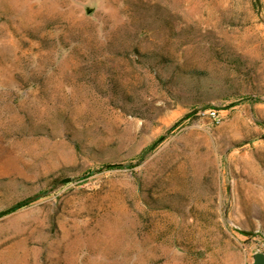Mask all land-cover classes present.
<instances>
[{
    "label": "rangeland",
    "instance_id": "rangeland-1",
    "mask_svg": "<svg viewBox=\"0 0 264 264\" xmlns=\"http://www.w3.org/2000/svg\"><path fill=\"white\" fill-rule=\"evenodd\" d=\"M258 4L0 0V264L264 252Z\"/></svg>",
    "mask_w": 264,
    "mask_h": 264
},
{
    "label": "water",
    "instance_id": "water-1",
    "mask_svg": "<svg viewBox=\"0 0 264 264\" xmlns=\"http://www.w3.org/2000/svg\"><path fill=\"white\" fill-rule=\"evenodd\" d=\"M254 1H255V3H256L257 5H259V4H258V0H254ZM91 11H92L91 8H89V7H86V8H85V12H86L87 14L90 13ZM69 180H70V179L67 178V179H65L64 181H69ZM39 196H41V194H37V195H35V196H33V197L29 198V199H26L25 201H22V202H20V203H17L16 205H14V206H12V207H9L8 209H6V210H4V211H1V212H0V215L6 213V212H8V211H11V210H13V209H15V208H18V207H20V206H22V205H24V204H26V203H28V202H30V201L36 199V198L39 197ZM250 264H264V252H263V251H256V252H254V253L251 255V263H250Z\"/></svg>",
    "mask_w": 264,
    "mask_h": 264
},
{
    "label": "trees",
    "instance_id": "trees-1",
    "mask_svg": "<svg viewBox=\"0 0 264 264\" xmlns=\"http://www.w3.org/2000/svg\"><path fill=\"white\" fill-rule=\"evenodd\" d=\"M53 183L56 185L59 183V180L58 179H54Z\"/></svg>",
    "mask_w": 264,
    "mask_h": 264
},
{
    "label": "built area",
    "instance_id": "built-area-1",
    "mask_svg": "<svg viewBox=\"0 0 264 264\" xmlns=\"http://www.w3.org/2000/svg\"><path fill=\"white\" fill-rule=\"evenodd\" d=\"M211 115H212V116H214V115H215V113H214V112H211Z\"/></svg>",
    "mask_w": 264,
    "mask_h": 264
}]
</instances>
